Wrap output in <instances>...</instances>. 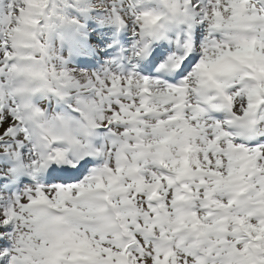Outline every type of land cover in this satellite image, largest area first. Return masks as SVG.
<instances>
[{"label": "snow or ice", "instance_id": "1", "mask_svg": "<svg viewBox=\"0 0 264 264\" xmlns=\"http://www.w3.org/2000/svg\"><path fill=\"white\" fill-rule=\"evenodd\" d=\"M0 264H264V0H0Z\"/></svg>", "mask_w": 264, "mask_h": 264}]
</instances>
